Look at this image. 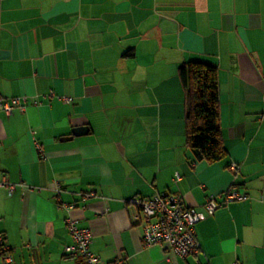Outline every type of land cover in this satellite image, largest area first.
<instances>
[{
	"label": "crops",
	"instance_id": "0c3cea01",
	"mask_svg": "<svg viewBox=\"0 0 264 264\" xmlns=\"http://www.w3.org/2000/svg\"><path fill=\"white\" fill-rule=\"evenodd\" d=\"M196 59L218 67L213 163L185 146L178 68ZM21 95L0 110L6 264H84L64 252L70 217L103 263L264 264V0H0V97ZM231 187L247 198L196 224L197 255L143 246L134 196L201 209Z\"/></svg>",
	"mask_w": 264,
	"mask_h": 264
},
{
	"label": "built area",
	"instance_id": "2783aa9c",
	"mask_svg": "<svg viewBox=\"0 0 264 264\" xmlns=\"http://www.w3.org/2000/svg\"><path fill=\"white\" fill-rule=\"evenodd\" d=\"M70 100L69 97H63V101L67 103ZM26 101L25 95L11 98L0 97V110L6 113H12L15 108L23 110ZM230 168L235 170L237 165L231 163ZM177 179H180L179 175ZM0 185H8L10 190L14 187L7 182H0ZM246 198V193L240 192L236 187H231L223 195H209L201 209L188 205L181 194L172 191L151 196L136 195L131 199V203L140 212L145 225L142 236L143 246L166 244L172 254L187 257L197 255L201 251V245L196 236V224L214 214L226 203ZM67 224L74 240L73 244L64 248L67 256L81 258L84 264H128L124 258L103 263L91 248V229L81 226L77 219L71 217L67 219ZM0 255L4 259L0 264H6L9 256L2 234H0Z\"/></svg>",
	"mask_w": 264,
	"mask_h": 264
},
{
	"label": "trees",
	"instance_id": "16d2710c",
	"mask_svg": "<svg viewBox=\"0 0 264 264\" xmlns=\"http://www.w3.org/2000/svg\"><path fill=\"white\" fill-rule=\"evenodd\" d=\"M178 76L185 90L187 105L185 146L199 161L213 163L222 160L227 149L219 125L217 65L205 60H188L179 66Z\"/></svg>",
	"mask_w": 264,
	"mask_h": 264
},
{
	"label": "water",
	"instance_id": "95a60500",
	"mask_svg": "<svg viewBox=\"0 0 264 264\" xmlns=\"http://www.w3.org/2000/svg\"><path fill=\"white\" fill-rule=\"evenodd\" d=\"M87 131V127H80V128H77L73 131L74 135H80V134H83ZM66 138H71V137H66Z\"/></svg>",
	"mask_w": 264,
	"mask_h": 264
}]
</instances>
